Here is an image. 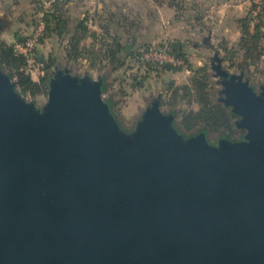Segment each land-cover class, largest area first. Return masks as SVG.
Masks as SVG:
<instances>
[{
    "label": "water",
    "instance_id": "obj_1",
    "mask_svg": "<svg viewBox=\"0 0 264 264\" xmlns=\"http://www.w3.org/2000/svg\"><path fill=\"white\" fill-rule=\"evenodd\" d=\"M214 58L246 132L218 146L159 100L124 134L103 80L68 69L39 109L0 65V264H264V86Z\"/></svg>",
    "mask_w": 264,
    "mask_h": 264
},
{
    "label": "rangeland",
    "instance_id": "obj_2",
    "mask_svg": "<svg viewBox=\"0 0 264 264\" xmlns=\"http://www.w3.org/2000/svg\"><path fill=\"white\" fill-rule=\"evenodd\" d=\"M7 2L8 0H0V6L4 7ZM83 2H86V5L88 3L89 9V0H80L81 5L83 4ZM86 5L83 4L81 6L83 8L85 7V11H83L85 13H87ZM0 11L4 12V15L0 17V23L4 26V30L0 34V41H6L9 44H13L16 42L18 34H22V25L17 24V21H19L20 18H23L25 16V13L23 10H19L8 16L6 15L3 9H1ZM68 14V18L70 20L68 29L70 30L75 26V21H80L81 19L80 15L78 18V12L74 10V7L70 8V10L68 9ZM40 17L41 16L37 14L36 20H38ZM7 21L9 23H7ZM165 21L167 20L163 15V20L161 21L159 19V21H157L158 25H147L149 23V18H147L146 22L144 23L143 19L138 20V18H136L132 14L129 18H125V20L123 21L120 20V24L117 22L116 19V23L110 24L109 26H111V29L116 34L120 33L121 35H126L124 36V42L122 44L128 51H133L134 53L140 52L146 46H148V44L155 45L157 43H162L164 41V38L168 35H170V38L168 39L171 40L173 43L175 41L182 42L183 50L187 54V57L189 59V66H192V68H198L204 65L209 67L208 70L212 76L211 86H213L212 88L214 89L218 98L223 97V95L221 94V90L223 89V87L221 85V79L218 76L214 75L215 70L213 66L216 65L212 63V59L215 55H218V57L222 59L223 68L229 70L232 74L244 73L245 78L249 79L250 84L254 88V90L257 93L261 92V88L264 86V57L260 61L258 69L254 70L253 76H251L252 78H249L246 72H242L237 68L231 67V62L235 63L237 61H231L230 59L232 58L229 56L226 58V54H224L222 51L219 52L220 50L217 51V48H207L203 40V36H189L188 38V36L184 35V30L182 27L179 29V32H177V34L174 36V25L171 28V26L165 23ZM188 27L193 29L192 26L188 25ZM134 31L136 32L134 33ZM96 32L99 33V31ZM101 34H103V31L99 33V35ZM154 36L155 39H152L151 42L149 40H146V38H152ZM70 39V33H63L62 35H49L45 42L38 47L39 56L40 54H43L41 61H44L42 63L40 62L39 64L35 63L36 70L32 73H29L27 71V73L32 76L33 80L39 81L42 76H44L43 67H45V65H48V67H50L51 69L49 83L51 78L55 75V71L57 69H68L74 76L84 77L88 75L87 73H89V76L94 80H98L99 78L102 79V99L106 103L110 101L111 105L109 103L108 104L110 105L111 112L114 115L120 130L128 136L132 135L135 132L138 124L142 121L145 111L151 108V105L155 100L160 101L161 110L164 113H173L172 110H170L166 104L170 103V99L172 96L168 88L171 87L172 90H174L178 86L190 84L192 72L191 70H189V67L186 69L179 68L178 70L173 71L169 70L149 72L147 69L145 70V68H141L140 66H138L133 61V59H129L128 57L124 59V55L121 56V60H125V65L120 68L108 65L107 61L102 62V64H98L97 62L95 64L93 62L92 64L89 60L82 59L81 62L78 63L73 58L74 50L73 46L70 45ZM101 43L102 42H97L93 39H87L82 42V47L87 49L94 45V47L98 49L101 47ZM213 43L217 47H219V42L217 43L214 41ZM237 60L239 61V59ZM4 72L8 74L6 71ZM105 74L108 75L106 76ZM135 79H137L136 81L141 84L140 86L134 85ZM13 80L16 82L14 78ZM17 91L20 95H22L18 88ZM22 96L26 101L35 103L39 109H43L44 105L48 101V91L45 95L38 96L35 99L29 96ZM184 107H186V105H184ZM196 108L197 107H195V109ZM238 121L239 118L237 117L236 122ZM177 122L178 118L176 117L175 126L179 130ZM179 132L182 133L180 130ZM244 133L246 134L245 131ZM182 134L185 139L191 137V135L189 134ZM222 137L224 136H211L207 134L208 142L213 146H218L219 141ZM226 137L229 138L228 136ZM229 139L233 142L244 140H241L240 136H238V138L236 137Z\"/></svg>",
    "mask_w": 264,
    "mask_h": 264
},
{
    "label": "trees",
    "instance_id": "obj_3",
    "mask_svg": "<svg viewBox=\"0 0 264 264\" xmlns=\"http://www.w3.org/2000/svg\"><path fill=\"white\" fill-rule=\"evenodd\" d=\"M71 0H62L57 2L51 12L44 14L39 18L35 25L37 28L41 22H44L45 30L40 39L42 45L49 35H62L63 33H70V45L73 46L74 60L81 62V60H89L90 63L102 64L107 61L108 65L116 66L117 68L125 65V60L128 57L141 68L147 69L149 72L154 71H173L178 70L180 67L175 66H159L153 64H144L141 62V51L134 53L128 51L119 36L111 29L110 24L115 22L114 16L110 18L111 22L108 26L104 27L103 34L94 32V29H89L86 20L82 19L77 21L75 26L68 29L70 20L68 14V5ZM163 3L168 0H156ZM175 0H169V4L174 6ZM37 10L42 11L41 0H34ZM255 0H252V5L246 17L239 21L242 35L240 40L235 44L228 42L222 43V52L229 56L233 68H237L242 72H246L249 78H252L255 69H258L259 63L264 57V0L261 11L256 18L254 28H251V13L255 10ZM252 29V30H251ZM87 39H93L97 42H102L101 47L96 49L94 45L90 48H83L82 42ZM27 38L20 39L19 43H24ZM167 44L170 48L171 46ZM39 45V46H40ZM148 45L145 48L151 47ZM174 54L185 60L188 64L189 70L192 72L190 84L178 86L176 89L168 88L172 96L170 103H166L174 116L178 118V128L182 133L195 135L198 132L204 131L208 135L228 136L229 138H238L241 135L240 129L237 127V117L232 113V110L224 104L216 95L211 86V74L209 67L204 65L198 68L189 66V59L183 48L173 50ZM36 63H42L44 60H38V48L35 50ZM236 58V59H235ZM239 59V61L237 60ZM0 65L12 78L16 80L17 88L24 96H29L35 99L38 96H43L48 91V84L50 79V67L45 65L43 67L44 76L39 81L33 80L32 76L27 73L26 59L16 49V42L9 44L6 41H0ZM53 66V65H52ZM102 66V65H101ZM89 75V73H87ZM106 76L108 74H105ZM134 80V85L140 86L141 84ZM108 103L111 105L110 101ZM186 105V107H184ZM195 107H197L195 109Z\"/></svg>",
    "mask_w": 264,
    "mask_h": 264
},
{
    "label": "crops",
    "instance_id": "obj_4",
    "mask_svg": "<svg viewBox=\"0 0 264 264\" xmlns=\"http://www.w3.org/2000/svg\"><path fill=\"white\" fill-rule=\"evenodd\" d=\"M98 2L99 8L94 32L99 31L100 33L104 31V27L108 26L111 22L110 18L112 16L120 24V20L123 21L133 14L138 20L143 19L144 23L149 18L147 25L151 24L155 26L156 24L158 25L157 21L159 19L163 20L164 15L167 20L165 23L170 25L171 28L174 25V36L182 27L185 36H188V38L189 36H203L207 48H217V51L220 50L219 52L222 51L223 42H228L232 45L240 40L242 30L239 21L247 16L252 5V0H175L174 6L169 4V0L163 3L156 0H98ZM83 4L86 5V2H83ZM82 5L80 4V0H71L67 8L70 10V8L74 7V10L78 12V18L80 15V19L82 20L86 14L83 12L85 11V7H81ZM1 9L8 16L19 10H23L25 13V16L17 21V24L22 25V34H18L16 42L22 38H28L33 33L37 14L40 16L34 0H8L4 7L0 6ZM86 9L88 10V3ZM2 15H4V12L0 11V17ZM7 23L9 22L7 21ZM115 23L116 21L112 22V24ZM188 25L192 26L193 29L189 28ZM117 35L121 43H123L124 36L126 35H121L120 33ZM168 38H170V35L166 36L162 43H168L172 48L173 42ZM152 39H155V36L146 38L150 42ZM214 41L220 43L219 47L213 43ZM175 42L181 43V48H183L182 42Z\"/></svg>",
    "mask_w": 264,
    "mask_h": 264
},
{
    "label": "built area",
    "instance_id": "obj_5",
    "mask_svg": "<svg viewBox=\"0 0 264 264\" xmlns=\"http://www.w3.org/2000/svg\"><path fill=\"white\" fill-rule=\"evenodd\" d=\"M62 0H41L42 2V13L41 18L44 14L51 12L57 2ZM98 0H89V9L84 15V20L89 29H94L96 16L98 13ZM256 8L251 13V28H254L256 18L261 11L263 0H255ZM45 30L44 22H41L37 28L34 29L33 33L27 38L24 43H16V49L26 59V68L30 73L36 70V55L35 50L39 47L41 36ZM141 62L144 64H153L159 66H175L180 68H188V64L185 60L178 58L172 48L167 44H157L141 50Z\"/></svg>",
    "mask_w": 264,
    "mask_h": 264
},
{
    "label": "flooded vegetation",
    "instance_id": "obj_6",
    "mask_svg": "<svg viewBox=\"0 0 264 264\" xmlns=\"http://www.w3.org/2000/svg\"><path fill=\"white\" fill-rule=\"evenodd\" d=\"M213 61H212V63L213 64H215L216 65V68H217V66H218V61L213 57V59H212ZM221 70H224L223 69V67H221ZM227 70V69H226ZM228 73L229 74H232L229 70H228ZM236 74V73H235ZM214 75H216V76H218V71H216V69H215V74ZM220 79H221V85H222V82L224 81V78H222V77H220V76H218ZM222 87H223V85H222ZM224 88V87H223ZM223 90V89H222ZM221 90V91H222ZM222 94V93H221ZM223 95V94H222ZM224 97V96H223ZM222 97V98H223ZM222 98H220V100L222 99ZM227 106V105H226ZM228 108H230V110H232V107H230V106H228ZM237 116V115H236ZM238 117V116H237ZM239 118V117H238ZM240 132H241V135H240V138H241V140L242 139H244V131H242V129H240Z\"/></svg>",
    "mask_w": 264,
    "mask_h": 264
}]
</instances>
